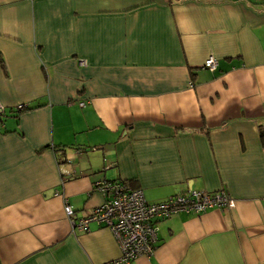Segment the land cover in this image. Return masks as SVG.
<instances>
[{
    "label": "crops",
    "instance_id": "obj_1",
    "mask_svg": "<svg viewBox=\"0 0 264 264\" xmlns=\"http://www.w3.org/2000/svg\"><path fill=\"white\" fill-rule=\"evenodd\" d=\"M0 104V264H116L64 212L100 180L234 200L158 221L134 264H264V0H0Z\"/></svg>",
    "mask_w": 264,
    "mask_h": 264
},
{
    "label": "built area",
    "instance_id": "obj_2",
    "mask_svg": "<svg viewBox=\"0 0 264 264\" xmlns=\"http://www.w3.org/2000/svg\"><path fill=\"white\" fill-rule=\"evenodd\" d=\"M217 58L208 56L202 67L213 71ZM83 105L84 102H80ZM22 108V104L17 106ZM0 112H4L0 104ZM95 189L104 196V201L80 218L75 217L73 207L66 202L64 212L71 223L87 229L91 222L104 224L113 232L120 248L116 264H134L139 256L154 253L159 237L157 222L178 211L202 213L212 208L232 207L234 200L222 191L207 192L200 189L169 195L166 199L149 203L141 188L118 180H100Z\"/></svg>",
    "mask_w": 264,
    "mask_h": 264
},
{
    "label": "trees",
    "instance_id": "obj_3",
    "mask_svg": "<svg viewBox=\"0 0 264 264\" xmlns=\"http://www.w3.org/2000/svg\"><path fill=\"white\" fill-rule=\"evenodd\" d=\"M28 108V106H26L25 104H22V108H18V107H16L15 108V112L16 111H21V110H24V109H27ZM14 115H18V114H14ZM3 116H4V113L3 112H0V123H3ZM16 117V116H15ZM262 137H264V132H262ZM173 195V194H172Z\"/></svg>",
    "mask_w": 264,
    "mask_h": 264
},
{
    "label": "rangeland",
    "instance_id": "obj_4",
    "mask_svg": "<svg viewBox=\"0 0 264 264\" xmlns=\"http://www.w3.org/2000/svg\"><path fill=\"white\" fill-rule=\"evenodd\" d=\"M18 105H19V104H18ZM18 105H16V107H17ZM2 106H3V105H2ZM2 108H3V111L5 112L4 107H2ZM4 112H3V113H4ZM7 112H8V111H7Z\"/></svg>",
    "mask_w": 264,
    "mask_h": 264
}]
</instances>
